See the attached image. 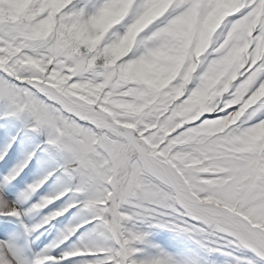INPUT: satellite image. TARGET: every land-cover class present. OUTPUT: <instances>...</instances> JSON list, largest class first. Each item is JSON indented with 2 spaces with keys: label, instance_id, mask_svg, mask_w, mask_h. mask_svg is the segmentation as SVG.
I'll return each mask as SVG.
<instances>
[{
  "label": "snow or ice",
  "instance_id": "obj_1",
  "mask_svg": "<svg viewBox=\"0 0 264 264\" xmlns=\"http://www.w3.org/2000/svg\"><path fill=\"white\" fill-rule=\"evenodd\" d=\"M0 119V264H264V0H0Z\"/></svg>",
  "mask_w": 264,
  "mask_h": 264
},
{
  "label": "rangeland",
  "instance_id": "obj_2",
  "mask_svg": "<svg viewBox=\"0 0 264 264\" xmlns=\"http://www.w3.org/2000/svg\"><path fill=\"white\" fill-rule=\"evenodd\" d=\"M6 124H10L12 122H15V120H12V122H9L11 120H4ZM20 124V121H19ZM34 135L26 132V130L19 136L18 143L21 145V151L23 150V141L27 142H33ZM37 136V135H36ZM29 139V140H28ZM26 143V142H25ZM31 169L28 170L27 173H29ZM34 173H31L24 177L25 175H21V177H18V180L20 181L21 189L28 183H31V181L36 176V169L33 168ZM43 191L40 192L36 197H34L33 202L35 199L39 198V195L45 194L47 191H49V187L45 186ZM47 211V209L45 210ZM64 219L58 218V221H54L51 226L53 228V231L51 233H48L49 239L52 241L56 235L57 232L64 226ZM150 243L157 246L160 249H163L167 251L168 253L172 254L174 257H176L178 260H184L187 259L191 254L192 250L187 247L184 243H180L176 240L173 233L164 231V230H154L150 237H149ZM141 248L140 254H138L139 259H148L155 255V249L152 247H145L143 245L139 246ZM231 249H222L221 251H217L214 253H205L202 251H197V255L200 258L201 264H233V259L231 253Z\"/></svg>",
  "mask_w": 264,
  "mask_h": 264
},
{
  "label": "bare ground",
  "instance_id": "obj_3",
  "mask_svg": "<svg viewBox=\"0 0 264 264\" xmlns=\"http://www.w3.org/2000/svg\"><path fill=\"white\" fill-rule=\"evenodd\" d=\"M50 230H51L50 225H48L45 229H41L40 233H43V234L37 233V236L39 237V239L37 240V243H40L41 241H43L44 243L50 242L51 240L49 239L48 235H46V233H48V231ZM41 246H43V244Z\"/></svg>",
  "mask_w": 264,
  "mask_h": 264
}]
</instances>
